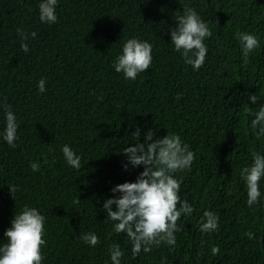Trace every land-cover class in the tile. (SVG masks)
Segmentation results:
<instances>
[{"label":"trees","instance_id":"obj_1","mask_svg":"<svg viewBox=\"0 0 264 264\" xmlns=\"http://www.w3.org/2000/svg\"><path fill=\"white\" fill-rule=\"evenodd\" d=\"M38 2L0 0V100L20 121L17 147L0 141V240L16 205L31 203L47 217L45 264H105L113 241L128 249L124 264H264V206L249 209L238 182L239 168L260 147L245 135L239 113L244 102L258 106L248 95H264V43L245 65L233 39L237 29L264 39V0H59L51 26L39 21ZM184 6L195 7L213 31L199 71L170 45L173 13ZM17 27L37 34L27 53ZM132 36L153 45L152 65L134 82L111 68ZM42 77L44 93L37 88ZM2 120L0 109V128ZM137 126L158 128L160 137L175 132L191 145L195 160L181 174V195L188 193L195 211L177 221L174 247H154L133 259L128 241L109 238L102 205L114 185L134 181L143 170L121 167L119 149ZM64 143L82 155L79 171L64 163ZM30 161L40 162L38 172ZM9 184L18 187L16 201ZM205 209L219 216L218 232H199ZM89 230L101 239L95 248L78 237ZM249 230L255 239L244 235ZM213 244L220 248L215 257Z\"/></svg>","mask_w":264,"mask_h":264},{"label":"clouds","instance_id":"obj_2","mask_svg":"<svg viewBox=\"0 0 264 264\" xmlns=\"http://www.w3.org/2000/svg\"><path fill=\"white\" fill-rule=\"evenodd\" d=\"M59 0H39L38 19L49 26L58 22L57 7ZM181 11L173 13L175 26L170 27V45L179 54L185 65L193 71H199L208 56V45L205 42L213 37L209 23L200 12L191 6L182 7ZM16 35L23 52L29 51L28 41L36 37V32L26 31L23 27L16 28ZM237 42L242 62L247 65L250 58L261 49L264 39L254 31L237 29L233 33ZM153 62V45L138 36L129 37L121 43L115 54L111 68L122 74L126 81H136L139 74L149 70ZM40 93L46 89V79L37 82ZM248 100L257 107H250L244 102L241 118L248 125L245 135L253 137V143L260 147L250 152V160L238 170V182L246 193V205L264 206V95L251 94ZM2 123L0 141L6 142L10 148L17 147L20 139L18 129L20 121L6 100H0ZM158 128H147L143 131L137 126L122 144L119 151L124 160L123 170H143L134 181H125L114 185L111 196L103 200L105 222L110 223L112 234L128 241L130 255L137 259L142 253H150L154 247H174L177 243L176 233L180 231L177 221L181 217H191L195 211L193 203L188 200V193L181 195L182 173L191 171L195 160V152L189 143L175 132H168L163 137L157 135ZM141 139L143 142H141ZM131 141V143H130ZM64 163L71 169L79 171L82 155L70 143H64L59 148ZM29 166L35 173L40 170L39 161H30ZM10 193L17 200L18 187L8 185ZM78 198L74 203H79ZM115 206V209L113 208ZM47 217L44 212L31 203H24L19 208L16 205L15 214L10 220V226L4 231L0 240V264H45L47 247ZM198 230L201 234H211L219 231L220 218L216 212L205 209L198 220ZM253 240L256 235L249 230L244 233ZM83 244L95 248L101 239L95 231L80 232L78 236ZM126 251L118 242L107 245V260L105 264H124ZM220 252L219 245L210 246V253L215 257Z\"/></svg>","mask_w":264,"mask_h":264}]
</instances>
